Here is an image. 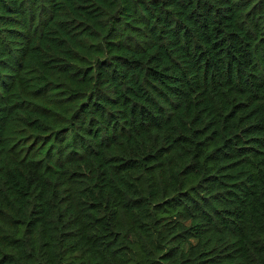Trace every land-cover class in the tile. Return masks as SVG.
Wrapping results in <instances>:
<instances>
[{
    "label": "trees",
    "instance_id": "16d2710c",
    "mask_svg": "<svg viewBox=\"0 0 264 264\" xmlns=\"http://www.w3.org/2000/svg\"><path fill=\"white\" fill-rule=\"evenodd\" d=\"M0 264H264V0H0Z\"/></svg>",
    "mask_w": 264,
    "mask_h": 264
}]
</instances>
